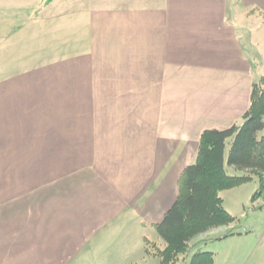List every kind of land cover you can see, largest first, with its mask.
<instances>
[{"label":"crops","instance_id":"obj_1","mask_svg":"<svg viewBox=\"0 0 264 264\" xmlns=\"http://www.w3.org/2000/svg\"><path fill=\"white\" fill-rule=\"evenodd\" d=\"M262 66L264 0H0V264H151Z\"/></svg>","mask_w":264,"mask_h":264},{"label":"trees","instance_id":"obj_2","mask_svg":"<svg viewBox=\"0 0 264 264\" xmlns=\"http://www.w3.org/2000/svg\"><path fill=\"white\" fill-rule=\"evenodd\" d=\"M52 0H48L50 2ZM264 77L252 85L251 102L242 122L226 129H206L202 132L197 158L188 165L179 181L177 200L155 225L165 247L156 255L161 264H175L193 239L202 233L235 222L226 209L221 192L257 179L260 187L252 196L254 202L264 197ZM232 140L227 163L244 172L230 175L225 156ZM188 264H215L213 252H196Z\"/></svg>","mask_w":264,"mask_h":264},{"label":"rangeland","instance_id":"obj_3","mask_svg":"<svg viewBox=\"0 0 264 264\" xmlns=\"http://www.w3.org/2000/svg\"><path fill=\"white\" fill-rule=\"evenodd\" d=\"M93 1L98 4L103 0ZM105 2L113 7L147 4L156 6L162 0H105ZM249 56L253 63V72H256L258 69L255 68L261 67L263 58L258 51H251ZM262 67L264 69V66ZM261 135H264V132ZM231 143L232 140H229L225 156L227 172L230 175H243L244 172L230 167L227 163ZM259 187V181L254 179L242 186L221 192L224 205L235 217V222L228 226L215 227L209 230V233L206 232L207 234L202 233L197 236L191 241L189 249L179 255L175 264H188L196 252L204 251L215 252L218 264H264V197L252 201V196ZM153 244L155 243L147 242V245H149L147 248L153 249L156 247ZM107 245L108 250L114 252L117 247L120 248L119 246L127 245V243L107 242ZM156 249L158 250V248ZM253 252H255V255ZM151 264H161L160 259L158 257L152 258Z\"/></svg>","mask_w":264,"mask_h":264}]
</instances>
